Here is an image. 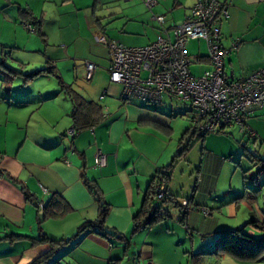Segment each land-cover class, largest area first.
I'll use <instances>...</instances> for the list:
<instances>
[{"label":"crops","instance_id":"obj_1","mask_svg":"<svg viewBox=\"0 0 264 264\" xmlns=\"http://www.w3.org/2000/svg\"><path fill=\"white\" fill-rule=\"evenodd\" d=\"M154 1L156 5L148 11L141 0H0V30L8 25L16 32H22L20 28L27 23L38 33L36 37L25 35L24 49L29 47L25 53L11 54V50H19L17 39L10 45L0 44L4 49L0 53L5 56L0 61L23 74L38 71L26 72L35 65H41L39 70L49 68L53 71V75L43 73L23 84L25 90L17 94L13 82L4 85L1 79L0 104H5L7 112L0 120V126L5 128V132L0 133L3 141L0 170L18 183L0 178V264H31L51 255L50 244L35 242L41 235L54 241L71 239L83 223L97 220L99 207L88 191L86 181L95 183L109 207L106 228L129 240V249L125 251L124 244L116 239L107 240L85 232L41 264H183L190 252L200 255V264H204L202 257L213 260L214 264L218 261L209 254L215 250L219 232L223 229L216 226L201 232L197 222H192V213L181 223L179 207L177 217L169 215L166 221L141 230L135 237L132 235L133 218L142 207L150 181L159 170L168 166L161 156L156 155L154 145V150L151 149L145 130L139 127L141 123L153 121L168 130L170 125L163 114L160 118L152 116L157 114L156 106L152 111L139 101L120 102L121 86L109 82L108 48L96 39L103 37L106 42L126 47H144L159 36L171 38V25L189 15L194 0ZM217 1L229 14L228 19H221L219 25L220 45L230 51L223 58L224 74L227 80H241L264 67V0ZM22 11H28L31 17H25ZM153 16L164 17L163 28L152 19ZM33 37L36 43L33 42L30 48ZM235 43L236 47L232 49ZM205 49V54L196 56V62L204 71L210 69L206 44ZM86 63L94 65L89 80L85 79ZM17 78L16 82L19 81ZM59 82L101 107L103 112L105 109L108 116L96 127L68 136V131L73 128L72 103L61 91ZM18 84L21 85L22 80ZM4 86H9L10 90H6L8 87L3 89ZM138 111L151 115L135 117ZM187 111H180L178 115L183 116ZM247 124L256 139L248 141L251 145L247 143L246 148L264 159V110L254 112ZM9 128L13 129L11 133ZM244 141L240 139L239 144ZM98 152L106 159L102 168L94 166ZM209 152L210 157H216ZM236 152L243 155L239 147L230 150L228 156ZM197 172H201L202 180L193 188L202 193L203 199L196 200V208L207 207L208 201L212 202L211 205L220 201L214 208L227 206V211L236 215L240 207L235 200L240 191L234 190L229 200L224 199L226 193L217 197V175H211L206 165ZM41 188L47 194L44 195ZM228 190H232L231 186ZM25 193L31 200H27ZM168 193L174 198L169 186ZM196 194L185 199L189 205L195 201ZM52 197L61 201L66 212L38 224L43 215L38 213L36 201L46 206ZM256 200L257 197L251 202ZM57 208H53L56 213L60 212ZM198 209L195 211L199 212ZM247 209L249 218L243 227L249 226L251 221H264V206L253 208L249 204ZM190 229L203 236V244L197 250ZM244 233L264 237V231L251 225ZM189 237L190 250L187 245ZM218 258L221 260L223 256ZM223 260L238 264L233 258Z\"/></svg>","mask_w":264,"mask_h":264},{"label":"built area","instance_id":"obj_2","mask_svg":"<svg viewBox=\"0 0 264 264\" xmlns=\"http://www.w3.org/2000/svg\"><path fill=\"white\" fill-rule=\"evenodd\" d=\"M141 1L148 11L156 5L154 0ZM228 17L226 7L219 1L194 0L189 15L171 25V38L159 36L144 47H126L106 42L103 37L97 38L108 48L109 82L121 86L120 102L138 100L157 106L164 97H168L188 107L193 114L191 122L194 129L201 135H217L236 128L243 136L253 139L255 135L247 119L254 112L264 110V67L241 80L226 79L223 58L230 51L220 45L219 25L221 19ZM152 19L163 28V16H153ZM24 27L32 32L31 26L25 24ZM191 41H203L208 49L210 69L198 77L190 71L191 60L186 51ZM235 47L236 43L232 44V49ZM85 66V79L89 80L94 65L86 63ZM107 116L104 109V118ZM76 134L74 128L67 133L70 137ZM105 164V156L98 152L94 166L102 168ZM41 191L47 194L45 189L41 188ZM167 198V182L161 177L155 188L154 200L163 203ZM175 202L180 209L188 206L186 200ZM37 209L42 212L44 203L38 201ZM201 212L204 217L209 215L205 209Z\"/></svg>","mask_w":264,"mask_h":264},{"label":"rangeland","instance_id":"obj_3","mask_svg":"<svg viewBox=\"0 0 264 264\" xmlns=\"http://www.w3.org/2000/svg\"><path fill=\"white\" fill-rule=\"evenodd\" d=\"M5 2V0H2ZM23 2L24 0H20ZM14 2H17V0H14ZM24 23L22 25L23 28H20L22 32L15 31L11 26L4 25L2 29L0 30V44H12L11 42H14L16 39L18 40V48L19 50H11V54L13 53H25L27 52L24 49L25 43H27V38L25 35H29L36 37L38 34L34 31V28L32 27V32L28 31L24 27ZM27 25V23H26ZM24 29V30H22ZM26 30V31H25ZM28 31V32H27ZM33 37V40L29 42L30 48H32L33 42L36 43L35 39ZM36 46V44H35ZM4 51L3 48L0 47V52ZM34 51V50H33ZM186 51L189 55V58L191 60V67L190 71L192 75L195 77H198L201 75V73L204 71L202 66L196 62V56L205 54V44L201 41H192L189 43V45L186 48ZM4 55L0 53V60H3ZM41 65H35L34 67H29L26 72L31 71L33 69L41 68ZM14 68V67H13ZM4 77V70H0V86H1V79ZM18 79V78H17ZM19 80V79H18ZM20 79L19 81H21ZM18 81V82H19ZM18 82L15 81V78L13 79V85L12 87L15 88L16 94L17 92L22 93L25 89H22L23 86V80L22 84H18ZM31 82V81H30ZM8 82L4 83V85H7ZM23 86V87H22ZM9 86H4V88ZM11 87V88H12ZM19 87V88H18ZM2 88V87H1ZM17 88V89H16ZM1 90V89H0ZM18 93V94H19ZM132 101H138V100H132ZM131 101V102H132ZM141 102V101H139ZM142 104L145 105V108L147 109V106L151 107L148 109H152V107H155L153 105H147L143 102ZM158 107V111H155L152 109V111H155L157 114H152L155 118H160L159 116H162L160 114H163L167 120L169 121L170 129H164L155 121L147 122V123H141L140 129L145 130L146 132V138L151 142V149L155 148V152L157 156H161L162 160H164V164L169 166V174L170 179L168 181L169 189L174 193V199L175 201L180 202L181 200L185 199H191L193 193L197 192L195 201L191 202L190 205V213L191 218H193L192 222H197V226L201 230L206 229H214L216 226L219 229L223 230H233L241 228L245 231H249L250 225H246L243 227L244 221H246L249 218L247 207L250 204V207L253 206H264V169L260 170V166L256 163H251L248 158H246L244 155H239L237 152L233 155H229L230 150H237L239 148V141L242 139V134L237 132L236 129H228L226 133L224 134H217V135H208L205 138V141L198 138V134L194 133L192 135L194 125L190 121L191 118H193V114L189 112V110L184 114L183 116H179L178 112L184 111L185 109H188V107L185 104H181L179 102H175L168 97H164L162 100V104H160ZM7 112V107L5 104H0V120L2 121L5 113ZM146 113V114H143ZM138 115L140 116H150L148 112L138 111L135 114V117ZM232 131L233 134H229ZM8 131L11 133L13 131L12 128H9ZM5 128L0 126V133H4ZM1 137V135H0ZM251 145V142H248ZM3 145V141L0 139V146ZM204 147V151L202 152V147ZM231 147V148H230ZM185 148L187 149L182 154H179L181 149ZM211 151L216 157L212 158L209 156ZM224 154L225 156H222ZM206 155V156H205ZM208 155V156H207ZM217 159V160H216ZM229 159V160H228ZM209 162V166H208ZM203 165H206L207 170L209 172H212L211 175H217L216 180H218V193L217 197H221L226 193V196L224 199H231L233 197V191H240V194L238 195V199L235 200L236 203H238V206L240 208L237 209L236 215H231L227 211V206H223L221 208H214L216 206L215 203H221L220 201H216L215 203L208 201L207 207L203 208H196L197 207V201H201L203 199L202 193L195 189L194 191V185L197 183H201V172L200 174L197 172V170L200 168L202 169ZM229 184L231 186L232 190L229 189ZM196 185V186H197ZM245 186L246 189H249L250 191H256L255 197H257V202L254 203L251 202V199H249V195L245 194ZM248 192V191H247ZM194 197V196H193ZM197 200V201H196ZM188 201V200H186ZM153 207H159L162 208L164 211L168 212V214L175 218L179 215V209L174 207L172 204L167 205L165 203H159L155 200L151 202ZM248 205V206H247ZM255 205V206H254ZM213 206V207H212ZM198 209L199 212H196L195 210ZM202 209H205L208 211V216L204 217L202 214ZM41 214V212H39ZM176 221V219H174ZM207 221L209 223H207ZM218 223V224H217ZM214 227V228H213ZM132 230V229H131ZM191 230V237L193 238L192 243L195 244V250L198 249L200 244H203L201 242L203 236L198 233L197 231ZM185 233V232H184ZM137 234H134L133 237H135ZM174 237L177 239V236L174 235ZM190 238V237H189ZM208 241L205 240V243ZM191 238L190 241H187V245L189 250L191 249ZM191 252L189 253V257L185 256L186 259H184L183 264H192L194 263V259L191 258ZM215 257V256H212ZM232 258L230 256L224 255L223 258ZM188 258V259H187ZM190 258V260H189ZM204 258L203 262L204 264H214L212 262L213 260L209 261L207 260V257ZM223 258L219 260V258L215 257L213 259L217 260L215 264H230L228 261H224ZM234 259V258H233ZM262 260L259 262H241L236 260V263L238 264H264V255L261 258ZM188 261V262H187ZM202 262H199L195 264H200Z\"/></svg>","mask_w":264,"mask_h":264},{"label":"trees","instance_id":"obj_4","mask_svg":"<svg viewBox=\"0 0 264 264\" xmlns=\"http://www.w3.org/2000/svg\"><path fill=\"white\" fill-rule=\"evenodd\" d=\"M22 15H24L25 17H31L28 11H22ZM35 30L36 29H34V31ZM1 69L4 70V77L2 81L4 83L8 82V84H11L13 82V79L14 78L16 79L17 77H21L23 80V84H26L43 73L53 75L52 69L49 68L38 70L28 74H23L15 69H11L5 66L3 61H0V70ZM59 85L61 91L64 92V94L69 98V100L72 103V111L70 117L73 123V128L75 129L76 133L86 129H92L97 125H99L105 119L104 112L101 109V107H99L98 105L92 102L86 101L81 96H79L74 91H72V89L69 86H65L62 82H59ZM6 90L9 91L10 88L8 87L6 88ZM192 129H193L192 135H194V133H197V131L194 128ZM197 134L199 139H203L207 136V135H201L199 133ZM220 134H224V133H220ZM244 139H246L247 141H254L256 137L254 136L253 139L252 138L249 139L246 136L242 135V140L244 141ZM246 144H247L246 141H244V143L242 144L241 143L239 144V147L241 148L243 155L246 158H248V160L251 163L257 162V164L260 166L259 171H261V169H264V159L260 158L259 156L249 151L246 148ZM186 150L187 149L182 148L179 154H182ZM168 168L169 166H167L166 169L159 170L156 173V176L153 177L152 180L150 181L147 192L143 199L142 207L133 218L132 235L140 232L141 230L160 224L166 221L168 218H170L168 212L164 211L162 208L153 207L151 204V202L154 201V193H155L156 185L158 184V180L161 177H163L167 182V193H168V181L170 178ZM0 178H5L11 182L18 183L14 178L10 177L7 173L1 170H0ZM85 185L98 204L99 207L98 219L92 222L83 223L77 229L76 234L71 239L54 241L45 237L44 235H41L40 239L35 242L50 244L52 246V250L50 254L52 255L56 252V250L69 244V242L77 238L79 235L88 232L90 234L101 236L107 240L116 239L124 244L125 251H127L129 249V240L124 239L121 235H119L118 233L112 230H108L105 226V221L109 213V207L104 202V199L100 194L97 186L95 185V183L89 181H86ZM257 192L258 190L250 191L249 189H246L245 186V194L250 196L249 199L255 200V193ZM25 196L27 200H31V197L29 196L28 193H25ZM37 202L38 201H36L35 203L36 209H37ZM163 203H165L166 205L167 203L172 204L174 207L178 208V204H176L175 199L172 198L169 193H168V198ZM187 203L188 206H190L189 201H187ZM57 206L59 207L57 208ZM188 206L186 208H182L183 210L182 209L180 210V215L182 217L181 223L183 222V218H185L190 213ZM53 208H57V210H59L60 212L56 213L55 211H53ZM63 208L64 206L61 203V201L57 197H52L47 203V205L44 206V209L41 212L43 216L41 219L38 220V224H41L43 220L49 217H53L54 215H56L57 217L60 216L62 213L66 212L65 210H63ZM250 225L257 230L264 231V221L263 222L251 221ZM51 255L37 259L31 264H41L43 260H47L48 257ZM209 255L215 257H222L224 255H227L241 262H255L261 259L262 256L264 255V237L256 238L254 236H250L244 233L243 229L222 230L219 232L215 250L211 252ZM191 258L194 259V264H195L196 261L198 263V260H200V255H191Z\"/></svg>","mask_w":264,"mask_h":264}]
</instances>
